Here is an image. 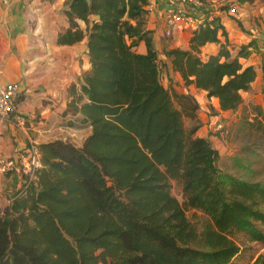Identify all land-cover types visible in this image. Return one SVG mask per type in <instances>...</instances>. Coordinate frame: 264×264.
<instances>
[{
  "label": "trees",
  "instance_id": "1",
  "mask_svg": "<svg viewBox=\"0 0 264 264\" xmlns=\"http://www.w3.org/2000/svg\"><path fill=\"white\" fill-rule=\"evenodd\" d=\"M69 7L71 28L59 42L87 38L91 70L70 88L64 114L69 128L91 133L81 148L63 140L38 146L36 181L0 214V264H231L241 252L235 236L264 244V183L221 172L219 152L197 136L199 102L163 84L169 63L186 87L235 112L257 79L239 61L245 48L233 58L214 19L192 33L187 50L165 38L159 53L146 0H71ZM211 43L220 51L205 59ZM140 44L146 53L137 52ZM256 113L264 129V108ZM188 210L206 217L200 228Z\"/></svg>",
  "mask_w": 264,
  "mask_h": 264
},
{
  "label": "crops",
  "instance_id": "2",
  "mask_svg": "<svg viewBox=\"0 0 264 264\" xmlns=\"http://www.w3.org/2000/svg\"><path fill=\"white\" fill-rule=\"evenodd\" d=\"M70 1L0 0V88L7 84L19 85L18 109L27 121L25 128L20 129L11 119H0V159L11 157L30 144L38 147L56 140L68 141L74 134L68 127L71 117L64 114L71 100L69 90L73 85L82 84L91 64L87 38L73 44L59 42L71 28L66 16ZM154 5L146 27L153 32L156 50L162 53L163 45L169 43L164 37L166 21L178 0H155ZM233 7L237 10L235 15L229 13ZM191 11L205 20H218L227 32L226 45L232 57H237L245 48L240 63L244 68L253 67L257 71L250 91L242 93L243 103L238 110L245 104L264 108V3L203 0L201 9ZM76 23L86 34L85 22L76 20ZM191 37L192 33L176 35L170 42L171 47L187 50ZM219 39L225 43L221 34ZM220 48L221 44H207L202 48L203 58L217 55ZM137 52L146 53L145 45L140 44ZM163 84L177 94L189 93L197 99L203 123L197 136L201 138L211 141L209 132L214 121L238 115V110L222 112L217 99L209 100L205 92L194 86L186 87L181 75L174 72L169 63L163 73ZM224 123L226 125L227 120ZM90 133L91 129L87 128L82 140L69 142L81 148ZM2 180L11 183L3 186L7 193L21 188L22 179L16 173L0 174V182Z\"/></svg>",
  "mask_w": 264,
  "mask_h": 264
},
{
  "label": "rangeland",
  "instance_id": "3",
  "mask_svg": "<svg viewBox=\"0 0 264 264\" xmlns=\"http://www.w3.org/2000/svg\"><path fill=\"white\" fill-rule=\"evenodd\" d=\"M256 109L257 107L251 104H245L238 110L237 116L214 121L209 136L212 147L221 153L218 162L221 172L241 180L264 183V129H261L256 122ZM224 120H227L228 124L225 125ZM214 126H221L223 135L216 134ZM72 130L74 134L68 137V141L74 139L80 141L84 138V128L72 127ZM20 183L22 187L23 181ZM5 185H11L10 181L2 180L0 182V203L3 208L6 206L5 202L20 189L12 190L10 194L4 190L3 186ZM172 194L180 203H183L182 190L175 183L172 186ZM187 216L198 228L206 220L204 215L194 210H188ZM260 227L264 230L263 226L260 225ZM234 240L239 245L241 252L231 264L262 263L264 244L252 241L245 234L235 236Z\"/></svg>",
  "mask_w": 264,
  "mask_h": 264
},
{
  "label": "built area",
  "instance_id": "4",
  "mask_svg": "<svg viewBox=\"0 0 264 264\" xmlns=\"http://www.w3.org/2000/svg\"><path fill=\"white\" fill-rule=\"evenodd\" d=\"M146 1V10L150 14L155 9V0ZM202 7L203 0H178L177 7L166 21L164 37L170 39L174 38L176 35L193 33L200 28H205L208 23L213 21V19L205 20L191 11V9H201ZM229 13L235 15L237 13L236 8H230ZM20 95L21 89L17 84H7L0 88V119H11L20 129H24L27 121L18 109ZM214 130L216 134L220 133L223 135V129L221 126H214ZM41 168L40 150L34 144L28 145L22 151H17L11 157L0 159V174L5 175L8 173H16L21 177L23 184L26 186L36 181L37 173ZM12 201L13 199L10 198L5 204L9 205ZM2 206L3 205L0 203V214L3 210Z\"/></svg>",
  "mask_w": 264,
  "mask_h": 264
}]
</instances>
